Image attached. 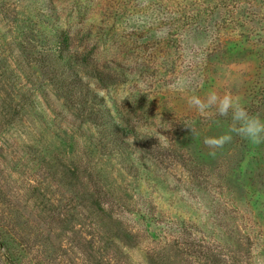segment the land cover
Masks as SVG:
<instances>
[{"label": "rangeland", "instance_id": "obj_1", "mask_svg": "<svg viewBox=\"0 0 264 264\" xmlns=\"http://www.w3.org/2000/svg\"><path fill=\"white\" fill-rule=\"evenodd\" d=\"M211 92L264 120V0H0V264H264V143L210 154Z\"/></svg>", "mask_w": 264, "mask_h": 264}, {"label": "clouds", "instance_id": "obj_2", "mask_svg": "<svg viewBox=\"0 0 264 264\" xmlns=\"http://www.w3.org/2000/svg\"><path fill=\"white\" fill-rule=\"evenodd\" d=\"M189 104L201 114L207 115L213 112L219 117H230L231 124L225 134L216 137H206L204 144L212 149L210 153L215 154L216 149L222 148L231 142L233 135L246 139L253 145L264 143V120L252 115L230 95L218 96L215 92L209 93L205 98L193 95ZM193 131V129L190 127Z\"/></svg>", "mask_w": 264, "mask_h": 264}, {"label": "trees", "instance_id": "obj_3", "mask_svg": "<svg viewBox=\"0 0 264 264\" xmlns=\"http://www.w3.org/2000/svg\"><path fill=\"white\" fill-rule=\"evenodd\" d=\"M167 12L169 14H171V12H173V11H171V9H169V10H167ZM166 24L169 26L168 27L169 32H167L166 37H172L171 39L174 42H178V39H176L174 37L181 38V37L186 36L185 34L190 33V30L197 24V22H196V18L193 16L186 17V16H182L181 14L176 15V12L174 11L172 13L170 19H168V21H166ZM188 29H189V31L187 32ZM62 52H64V51H62ZM63 59L64 58H62L61 60H63ZM71 61H72V58H71ZM87 64H90V63H87Z\"/></svg>", "mask_w": 264, "mask_h": 264}]
</instances>
